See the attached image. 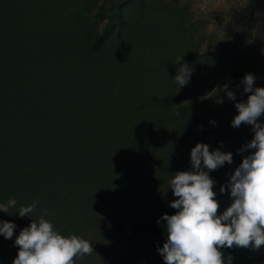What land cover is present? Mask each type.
<instances>
[{"label":"rangeland","instance_id":"1","mask_svg":"<svg viewBox=\"0 0 264 264\" xmlns=\"http://www.w3.org/2000/svg\"><path fill=\"white\" fill-rule=\"evenodd\" d=\"M181 64L186 86L173 81ZM248 73L264 87V0H0V203L17 201L0 211L16 225L0 234V264L44 209L61 235L93 245L75 264H153L150 236L115 229L177 199L169 180L193 170L197 143L233 155L209 171L222 214L221 186L252 151L238 152L252 125L231 123ZM220 250L224 264H264V246Z\"/></svg>","mask_w":264,"mask_h":264},{"label":"clouds","instance_id":"2","mask_svg":"<svg viewBox=\"0 0 264 264\" xmlns=\"http://www.w3.org/2000/svg\"><path fill=\"white\" fill-rule=\"evenodd\" d=\"M192 72L187 64H181L173 81L178 86H186ZM255 79L248 73L240 82L243 91L250 95L246 102L235 104L238 114L231 122L237 128L242 123L252 125L254 136L238 149L239 153L249 149L251 153L231 174L226 187L221 186V193L230 190V206L218 214L219 203L213 191L215 181L209 171L226 162L231 164V152L210 151L208 144L197 143L190 153L193 170L179 171L169 180V188L177 197L170 206L177 211L161 217L166 221L167 240L158 252L165 264H224L221 248L259 250L264 246V124L258 122L264 115V87H254ZM226 95L230 100L236 99L233 91H227ZM211 123L215 125V121ZM39 203L35 200L29 206H21L19 217H29ZM16 204L17 201L10 198L6 204L0 203V211L8 213ZM46 215L48 212L44 209L38 221L32 220L20 231L14 242L19 250L13 264H75V258L94 252L88 240L61 235L45 219ZM15 227L14 223L0 221V234L11 239ZM227 260L232 264L233 257L229 255Z\"/></svg>","mask_w":264,"mask_h":264},{"label":"trees","instance_id":"3","mask_svg":"<svg viewBox=\"0 0 264 264\" xmlns=\"http://www.w3.org/2000/svg\"><path fill=\"white\" fill-rule=\"evenodd\" d=\"M83 13H91L89 10H84ZM95 17H99L100 14L96 13L93 14ZM185 55V54H184ZM257 55V54H256ZM255 55V56H256ZM183 58H191L190 54H186L185 57ZM175 103L177 106L181 107V104L179 103L178 99H174ZM170 103V98L165 97L163 99V104L167 107ZM196 121H192L191 123H195ZM190 129V132L196 133L198 131ZM20 155L25 156V151L20 150ZM175 209L170 206V204H163L161 207L159 216L157 218H154L150 221L143 222V223H126L123 225H119L115 229V233H133L137 235H142V236H150V252H151V259L153 264H163L164 260L163 257L160 255L158 252L159 248L163 247V244L166 242L167 237H166V221L161 219V217L164 214L168 215H173L175 214ZM159 220V223L157 221ZM222 249V248H221Z\"/></svg>","mask_w":264,"mask_h":264}]
</instances>
